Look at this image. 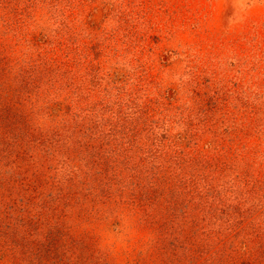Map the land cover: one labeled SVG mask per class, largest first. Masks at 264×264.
Here are the masks:
<instances>
[{
  "label": "rangeland",
  "instance_id": "rangeland-1",
  "mask_svg": "<svg viewBox=\"0 0 264 264\" xmlns=\"http://www.w3.org/2000/svg\"><path fill=\"white\" fill-rule=\"evenodd\" d=\"M0 264H264V0H0Z\"/></svg>",
  "mask_w": 264,
  "mask_h": 264
}]
</instances>
